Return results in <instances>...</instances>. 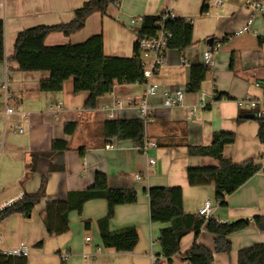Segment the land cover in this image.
Listing matches in <instances>:
<instances>
[{"label": "crops", "instance_id": "obj_1", "mask_svg": "<svg viewBox=\"0 0 264 264\" xmlns=\"http://www.w3.org/2000/svg\"><path fill=\"white\" fill-rule=\"evenodd\" d=\"M88 1L0 0V19L5 24L0 85H8L7 92L0 90V210L25 193L38 192L43 181L45 185V194L30 218L13 215L0 222L3 238L0 253L9 252L23 242L30 248L28 264H62L64 254L69 256L64 264H154L158 255L166 263L158 238L167 225L150 220L146 190L152 187H181L186 214H198L209 201L213 205L211 217L222 223L264 216V171L227 197L226 207L216 202L213 185L191 187L187 180L189 168L218 166L214 158L188 154L190 146H209L217 132L236 136L235 143L224 148V158L235 164L253 160L264 168L259 124L250 118L238 123L241 114L246 117L250 113L236 104L246 96H260L264 90V17L254 16L250 31L237 35L252 17L246 7L249 0H221L219 6L215 0H121L119 8L111 6L106 15L92 14L80 31L70 36L56 32L46 38V46L53 47L82 43L101 33L106 56L131 58L136 32L142 24L132 26L131 20L155 16L170 8L178 18L191 21L194 29L193 44L183 52L170 49L167 65L154 78L167 92H186L192 66L203 65L204 52L214 42L219 45L201 91L186 92L183 106L164 109L162 95L150 100L145 138L155 142L157 149L153 153L156 165L149 167L147 158L136 150L133 142L110 140L104 135V124L108 121L141 119L137 107L144 95V85H116L111 94L99 98L95 109H87L89 94L75 93L72 79L62 91L44 93L39 85L50 74L20 72L19 65L11 60L19 32L69 23L74 12ZM204 4L209 7L206 14H202ZM257 82L263 87H256ZM216 94L225 97L215 100ZM9 108L13 109L12 114H7ZM71 123L77 127L72 135H67L65 125ZM20 127L24 129L22 134ZM54 140L66 141L69 149L33 160V155L51 153ZM32 161H36L34 172L30 171ZM147 168L149 178L137 181L136 176L145 175ZM99 172L107 176L111 189H135L138 193L137 203L117 206L109 223L111 232L137 229L139 242L133 252L118 253L103 248L98 226L108 213L103 199L87 202L81 214L71 212L68 233L59 237H49L47 233V203L66 200L69 193L88 189ZM195 241L214 251V236L203 228L197 239L191 233L182 240L181 254ZM230 241V256L215 254L214 264H238L239 251L264 243V233L251 225L232 235ZM40 242L42 246L37 247ZM172 264L189 263L178 255Z\"/></svg>", "mask_w": 264, "mask_h": 264}, {"label": "trees", "instance_id": "obj_2", "mask_svg": "<svg viewBox=\"0 0 264 264\" xmlns=\"http://www.w3.org/2000/svg\"><path fill=\"white\" fill-rule=\"evenodd\" d=\"M118 0H90L74 12V19L66 24L53 26H36L18 33L14 43L12 61L19 65L20 72L35 73L48 72L49 79L40 82L39 90L44 93H55L63 90L67 81L73 80L74 92L89 94L87 109H95L99 98L111 94L116 85H134L145 83L144 68L140 57L137 40L134 45L133 57H108L104 53V38L101 33L91 36L78 44H67L48 47L46 38L56 32L70 36L84 28L87 19L94 13L106 15L111 6ZM208 5L204 4L202 14L208 12ZM160 18L145 16L138 38H153L157 35ZM172 33L169 49L185 51L193 44V23L176 18L165 24ZM4 21L0 19V62L5 60ZM221 41V43H223ZM262 43V42H261ZM215 42L212 46H215ZM210 67L206 65L192 66L190 81L186 92L196 94L206 80ZM224 94H216L215 100H221ZM248 118L240 115L237 122L242 123ZM255 120L259 124V139L264 143V118ZM76 124L65 125L67 135H72ZM106 139L131 141L139 146L145 139V126L142 119L113 120L104 124ZM236 136L230 132L213 134L212 142L206 147H188V154L197 157H210L218 161L217 167L189 168L187 171L188 184L191 187L213 185L215 200L220 207L227 206V197L233 195L258 173L264 171L261 165L253 160L235 164L224 158L223 151L227 145L235 143ZM68 143L54 140L49 154L33 155V160L40 157H52L68 150ZM36 161H32L30 171L36 170ZM149 198L150 220L152 223L165 224L167 227L160 231L158 243L162 249L161 256H156L154 264H172L173 259L181 255L189 264H214L215 254L232 252L230 237L246 230L251 225L264 233V216H255L251 220L239 219L234 222L222 223L210 217L204 218L198 214H186L183 208V190L181 187H152L146 190ZM45 194L44 181L38 192L25 193L19 200L0 210V222L13 215L30 218L35 206L39 204ZM103 199L108 205L107 216L98 222L102 246L113 249L118 253H130L135 250L139 242L137 229L128 228L118 232L109 230V223L115 216V210L120 205H131L138 201L135 189H111L107 176L96 173L94 183L84 191L71 192L66 200L48 202L46 205V225L49 237H59L69 231V214L73 211L81 214L84 205L91 201ZM89 223H86L88 226ZM214 236V251L194 242L191 248L181 254V242L191 233L196 239L201 230ZM40 242L37 247H41ZM0 264H28L27 257H15L0 253ZM64 264V261H62ZM238 264H264V243L241 249L238 253Z\"/></svg>", "mask_w": 264, "mask_h": 264}, {"label": "built area", "instance_id": "obj_3", "mask_svg": "<svg viewBox=\"0 0 264 264\" xmlns=\"http://www.w3.org/2000/svg\"><path fill=\"white\" fill-rule=\"evenodd\" d=\"M120 1L115 2L114 6L119 8ZM174 1V0H172ZM217 6L222 5L221 0H215ZM246 7L251 11L252 17L248 22V25L240 30L237 35H241L250 31V27L253 23V18L256 15H260L264 17V0H249L246 3ZM157 16L160 18L159 23L157 24L158 32L157 35L153 38H138L137 34V43L140 50V57L142 60L143 68H144V79L145 83V91L142 99L138 103V112L140 114L143 122H147L150 117V100L159 95L163 96V108L166 110H170L175 107H180L184 105L186 92L184 90H177L174 92H167L161 88V86L154 81L156 75L167 65L168 62V52H169V42L172 40L173 35L166 29V22L170 20H175L177 15L170 9H164L160 11ZM143 18L140 19H132L130 24L132 26H136L139 22L142 23ZM219 51V45L211 46L209 49L204 52L203 59L204 65L208 67H212L214 64V56ZM256 87L262 88V84L257 82L255 84ZM0 90L8 91V85L2 84L0 85ZM237 106L252 114L256 119L264 118V90L260 96H246L240 100L236 101ZM119 106L122 104L119 102ZM13 109H7V114H12ZM190 115L192 112L189 113ZM19 132L22 134L24 129L22 127L19 128ZM264 144V143H263ZM157 149V144L151 140L145 138L143 142L136 147V150L143 156H145L148 160V166L153 167L156 165V159L153 155L154 151ZM149 178V169L147 168L145 175H137L136 180L141 181L143 179ZM12 204V203H11ZM9 204V205H11ZM8 205V206H9ZM7 207V206H6ZM5 208V207H4ZM213 205L211 202L207 201L204 206L199 210L198 214L203 216L206 219L211 217ZM3 238L0 235V244L2 243ZM90 241V239H87ZM3 254L15 257H28L30 254V248L25 243H20L16 248L10 250L9 252H4ZM68 254L62 255L63 261L68 259Z\"/></svg>", "mask_w": 264, "mask_h": 264}, {"label": "water", "instance_id": "obj_4", "mask_svg": "<svg viewBox=\"0 0 264 264\" xmlns=\"http://www.w3.org/2000/svg\"><path fill=\"white\" fill-rule=\"evenodd\" d=\"M211 42H212V40H209L208 44L211 45ZM246 117L250 118V119H255V117L252 114H248V115H246Z\"/></svg>", "mask_w": 264, "mask_h": 264}]
</instances>
